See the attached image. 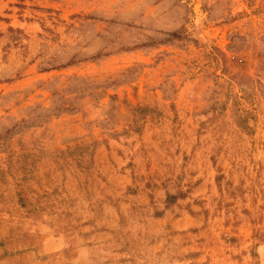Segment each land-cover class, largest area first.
<instances>
[{
  "label": "rangeland",
  "instance_id": "obj_1",
  "mask_svg": "<svg viewBox=\"0 0 264 264\" xmlns=\"http://www.w3.org/2000/svg\"><path fill=\"white\" fill-rule=\"evenodd\" d=\"M0 264H264V0H0Z\"/></svg>",
  "mask_w": 264,
  "mask_h": 264
}]
</instances>
